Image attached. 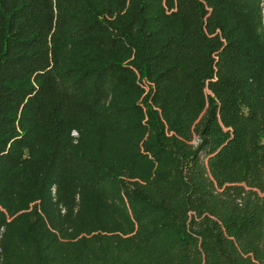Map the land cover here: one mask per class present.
<instances>
[{
    "label": "trees",
    "instance_id": "16d2710c",
    "mask_svg": "<svg viewBox=\"0 0 264 264\" xmlns=\"http://www.w3.org/2000/svg\"><path fill=\"white\" fill-rule=\"evenodd\" d=\"M0 264H264V0H0Z\"/></svg>",
    "mask_w": 264,
    "mask_h": 264
},
{
    "label": "rangeland",
    "instance_id": "374dc122",
    "mask_svg": "<svg viewBox=\"0 0 264 264\" xmlns=\"http://www.w3.org/2000/svg\"><path fill=\"white\" fill-rule=\"evenodd\" d=\"M76 135L75 134H73V137H75Z\"/></svg>",
    "mask_w": 264,
    "mask_h": 264
},
{
    "label": "built area",
    "instance_id": "2783aa9c",
    "mask_svg": "<svg viewBox=\"0 0 264 264\" xmlns=\"http://www.w3.org/2000/svg\"><path fill=\"white\" fill-rule=\"evenodd\" d=\"M73 134H75V133H72V136H73Z\"/></svg>",
    "mask_w": 264,
    "mask_h": 264
}]
</instances>
